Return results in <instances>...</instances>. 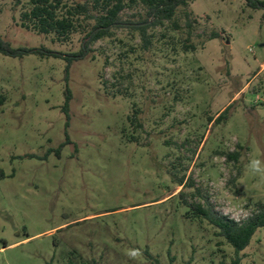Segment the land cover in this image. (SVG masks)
Wrapping results in <instances>:
<instances>
[{
  "label": "rangeland",
  "instance_id": "1",
  "mask_svg": "<svg viewBox=\"0 0 264 264\" xmlns=\"http://www.w3.org/2000/svg\"><path fill=\"white\" fill-rule=\"evenodd\" d=\"M27 1L0 0V35L13 48L68 55L89 42L53 43L22 28ZM189 11L199 19L194 52H173L157 27L141 53L140 7L88 46L69 79L65 59L0 53V264H264V229L238 256L217 247L211 227L187 219L177 197L194 189L174 181L192 179L216 212L239 222L264 203V176L249 167H264V9L192 0ZM187 38L184 28L174 41ZM133 106L144 123L138 141ZM233 151L239 163L222 155ZM130 249L142 256L130 259Z\"/></svg>",
  "mask_w": 264,
  "mask_h": 264
},
{
  "label": "trees",
  "instance_id": "2",
  "mask_svg": "<svg viewBox=\"0 0 264 264\" xmlns=\"http://www.w3.org/2000/svg\"><path fill=\"white\" fill-rule=\"evenodd\" d=\"M246 2L254 9H264V1L246 0ZM17 3L20 5L21 0H17ZM191 3L192 0H28L20 14L22 28L38 35L50 37L53 43L70 44L76 35H85L89 42L84 44L79 53L64 55L45 47L13 48L0 35V53L12 58L36 55L41 58L65 59L67 62L66 74L67 79H69L73 63L87 57L88 46L110 37L115 29L122 24V13L124 11L135 10L140 7L144 8L146 18L139 21L133 30L139 33L141 53L145 54L153 48L155 36L149 33V29L157 27L165 28L166 32L162 34V38L164 40L170 37L169 40L172 41H167L165 44L173 52H178V46L184 53L194 52L197 50V46L191 41V38L196 25H199V19L194 16L192 11H189ZM182 20L185 21V24L181 22ZM184 28L188 31V38L183 42L176 43L174 41L176 34H179ZM167 32L171 33L170 36ZM218 37H220V34L213 32L211 39ZM100 80H102L101 76ZM103 84L107 86L108 83L104 81ZM71 100L72 93L68 88L64 107L67 114ZM226 113L227 110L217 119L210 118L209 122L215 120L214 124H218L223 120ZM141 114L142 111L133 106L128 116L131 130L129 133L134 141L140 139L139 133L144 128ZM165 143L169 144L168 141H165ZM238 148L242 149L240 146ZM222 155L227 158L228 162H240L241 154L239 151L226 152ZM181 167L182 163L177 162L173 170L180 169L181 171ZM240 174L241 170H239ZM174 181L180 187L185 186L194 189L189 195L181 191L177 197L187 207L185 214L187 219L211 227L213 236L218 240L217 247L226 245L238 256L251 245L258 231L264 229L263 202L256 205V209L251 216L239 222L216 212L210 197L201 189H195L192 179L186 182V177L183 175L175 177ZM149 259H151V255H149ZM239 261L238 258L234 264H239ZM49 264H53V262ZM68 264H97V262L76 263L69 259Z\"/></svg>",
  "mask_w": 264,
  "mask_h": 264
},
{
  "label": "clouds",
  "instance_id": "3",
  "mask_svg": "<svg viewBox=\"0 0 264 264\" xmlns=\"http://www.w3.org/2000/svg\"><path fill=\"white\" fill-rule=\"evenodd\" d=\"M250 169L257 174H260L261 176H264V167H261V162L259 160H253L250 163ZM126 255L132 259L135 260L138 257L142 256V252L139 249H130L127 251Z\"/></svg>",
  "mask_w": 264,
  "mask_h": 264
}]
</instances>
